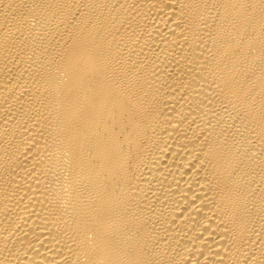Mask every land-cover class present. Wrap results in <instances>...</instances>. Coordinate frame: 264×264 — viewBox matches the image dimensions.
Wrapping results in <instances>:
<instances>
[{
	"label": "bare ground",
	"instance_id": "1",
	"mask_svg": "<svg viewBox=\"0 0 264 264\" xmlns=\"http://www.w3.org/2000/svg\"><path fill=\"white\" fill-rule=\"evenodd\" d=\"M0 264H264V0H0Z\"/></svg>",
	"mask_w": 264,
	"mask_h": 264
}]
</instances>
